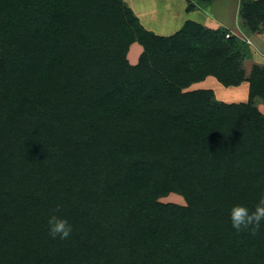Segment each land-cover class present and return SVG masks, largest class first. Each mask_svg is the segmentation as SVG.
<instances>
[{
  "label": "trees",
  "instance_id": "16d2710c",
  "mask_svg": "<svg viewBox=\"0 0 264 264\" xmlns=\"http://www.w3.org/2000/svg\"><path fill=\"white\" fill-rule=\"evenodd\" d=\"M238 10L264 25V0ZM226 35L155 36L122 0H0V264H264V223L228 215L264 194V68L245 77ZM207 77L247 103L184 91ZM173 191L185 208L157 202Z\"/></svg>",
  "mask_w": 264,
  "mask_h": 264
},
{
  "label": "crops",
  "instance_id": "0c3cea01",
  "mask_svg": "<svg viewBox=\"0 0 264 264\" xmlns=\"http://www.w3.org/2000/svg\"><path fill=\"white\" fill-rule=\"evenodd\" d=\"M123 3L132 11L144 29L159 37H170L180 31L187 23L212 30L218 27L229 29V22L233 21L232 5H225L223 0H214L202 7L196 5L195 9L189 13L186 11L189 0H123ZM217 4H220L218 9L216 8ZM222 4L224 5L223 12L221 10ZM261 45L264 47V42H261ZM140 49L136 43L131 44L127 58L132 65L137 63L141 53ZM255 49L258 53L264 52L259 45H256ZM262 52L260 53L264 57ZM247 89L248 87L245 88L243 85L225 88L213 77H207L204 81L189 87V90H210L214 96H218V98L215 97L218 101L222 100L226 104L237 103L239 100L243 102L248 92Z\"/></svg>",
  "mask_w": 264,
  "mask_h": 264
},
{
  "label": "rangeland",
  "instance_id": "374dc122",
  "mask_svg": "<svg viewBox=\"0 0 264 264\" xmlns=\"http://www.w3.org/2000/svg\"><path fill=\"white\" fill-rule=\"evenodd\" d=\"M223 1L225 2V5H227V4L232 5L233 11L231 10V12H232V16H233L232 17L233 21L232 20L231 21L233 22V24L230 21L229 22V29H227V28H223L222 29V28L218 27L217 29H212V30H216L218 32L224 31V33L227 34L225 36V38H226L225 40H227V38H230V37L233 38L232 39V40H234L233 47L235 49H237L236 51L239 52L238 55H240L239 57H237L235 55V53H233V58L235 60V56H236V60L235 61L239 62V64H240L239 68L244 72L245 77H249V74H250V72L252 70V67L256 66L258 68H264V57L260 53L262 51H260L258 53V51L256 50L257 48L255 49L256 45L257 46L259 45L260 49L264 50V47H262L263 45H261V42H264V25H261V24L259 25L258 24L256 30H251L248 27L247 23L245 24L243 21H241L240 15L238 14V11H239L238 10V6H239L240 2H255L256 0H223ZM189 3L190 4H194L191 1H189ZM207 4H210V3H203V4H199V5H201V7H202V6H205ZM218 7H220V4L216 5L217 9H218ZM221 10H222V12L224 11V5L223 4L221 6ZM134 30H136V28H134ZM143 30L146 31V32H149L150 34L155 35L154 33H152L149 30H146L144 28H143ZM133 35L135 36V35H137V33L134 31ZM155 36H157V35H155ZM236 40H238V41L236 42ZM238 42H240V44H238ZM135 43L137 45H139L137 42H135ZM227 43L228 42H226V44ZM140 48H141L140 49L141 50L140 56H141L142 53H143V48H142V46H140ZM128 51H129V49H128ZM262 53H264V52H262ZM127 54H128V52H127ZM127 54H126V60H127L128 64L130 66H135L138 63V61H137V63L135 65H132L130 63V61L128 60V58H127ZM245 55H249V56H245ZM140 56H139V58H140ZM139 58H138V60H139ZM241 85L245 86V88L248 87V83L247 82H243V83H241ZM217 89H218V87H217ZM184 91L186 92V91H190V90L186 89ZM247 91H248V89H247ZM247 96H248V92H247L246 98L243 100V102H240L241 100H239V102L234 103V104H239V103L246 104L247 101H248ZM215 97L218 98L217 95H215L214 98ZM219 102L223 103L222 100H219ZM252 105L264 117V100L255 98L253 100V104ZM157 202L162 204V205H171V206H174V207L185 208L187 206L184 196L182 194L176 192V191L170 192L166 196L159 198L157 200ZM28 229L29 228L24 229L23 232L17 237L16 240H18L19 245H26V244H29V242H31L30 239L27 242H25V240L23 239V238H25V236L30 234V230H28ZM25 252H27V251L23 250L21 252V254L16 256V259L19 260L22 257L26 258V256L25 257L23 256V254Z\"/></svg>",
  "mask_w": 264,
  "mask_h": 264
},
{
  "label": "clouds",
  "instance_id": "9594fccd",
  "mask_svg": "<svg viewBox=\"0 0 264 264\" xmlns=\"http://www.w3.org/2000/svg\"><path fill=\"white\" fill-rule=\"evenodd\" d=\"M231 226L237 232L258 228L264 223V194H262L253 208L243 204H234L228 211ZM48 232L53 238L68 239L72 234V226L67 219L53 215L48 219Z\"/></svg>",
  "mask_w": 264,
  "mask_h": 264
}]
</instances>
